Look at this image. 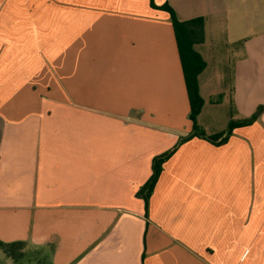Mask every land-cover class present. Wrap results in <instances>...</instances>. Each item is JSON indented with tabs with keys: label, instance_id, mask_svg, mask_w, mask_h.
Masks as SVG:
<instances>
[{
	"label": "crops",
	"instance_id": "0c3cea01",
	"mask_svg": "<svg viewBox=\"0 0 264 264\" xmlns=\"http://www.w3.org/2000/svg\"><path fill=\"white\" fill-rule=\"evenodd\" d=\"M153 2L204 20L198 127L264 105V0ZM189 110L170 15L149 0H0V242L39 264H264V112L223 144L182 142L147 217L134 196Z\"/></svg>",
	"mask_w": 264,
	"mask_h": 264
},
{
	"label": "trees",
	"instance_id": "16d2710c",
	"mask_svg": "<svg viewBox=\"0 0 264 264\" xmlns=\"http://www.w3.org/2000/svg\"><path fill=\"white\" fill-rule=\"evenodd\" d=\"M149 3L151 7L160 8L161 10L168 12L170 15L182 76L189 101V119L192 123V128L191 132L184 137H180L177 143L171 149L152 158L150 165L151 174L134 194L136 198L143 201L146 217L149 199L156 180L161 173L162 166L182 142L193 137H197L205 139L213 144H223L228 140L234 128L238 126L250 125L251 123L258 120L260 115L264 112V105H258L255 111L247 119L240 121L231 120L224 131L213 135H207L200 127H198L197 116L203 105V100L198 93L197 75L203 70L204 62L200 55L193 49V45L202 40L204 20L202 17H197L187 21H178L174 17V14L169 6L162 5L157 7L154 5L153 0H149ZM26 245L27 243L22 241H15L11 243L0 242V250L3 255L10 260L11 264H23V262L31 261L29 256L27 257V254L25 256L24 249ZM33 254L34 252H32L31 257L34 259L35 254Z\"/></svg>",
	"mask_w": 264,
	"mask_h": 264
},
{
	"label": "rangeland",
	"instance_id": "374dc122",
	"mask_svg": "<svg viewBox=\"0 0 264 264\" xmlns=\"http://www.w3.org/2000/svg\"><path fill=\"white\" fill-rule=\"evenodd\" d=\"M21 1H23L24 3L26 2V4H27V0H21ZM28 8H30L29 6H25V7H23L22 9L21 8H19L20 10L18 11V9L14 6L13 7V9H17V11H14L15 13H18V15L20 16V17H24V16H26V13L28 12L27 11V9ZM24 9V10H23ZM1 13H6V9H5V7L1 10ZM28 15V14H27ZM257 31H258V33L259 34H261V33H263L264 32V14H263V18H262V16L260 17V22H259V28L257 29ZM263 31V32H262ZM258 40H259V43H258V45L259 46H261L262 44L260 43V41H261V39L260 38H258ZM261 57H263V56H261ZM218 109H222V108H218ZM219 111H221V110H219ZM251 115V113H241L240 112V118H242V120H244V119H247L249 116ZM32 249L33 248H31V247H29L28 245H26V247H25V249H24V251H25V256H26V254H27V257L29 256V258H30V260L31 261H28V262H23V264H39V262H42V261H40L41 259L37 256L38 254L37 253H35L34 252V259L31 257V255H32ZM29 253H30V255H29ZM2 252H1V250H0V259H1V256H2ZM27 259V258H26ZM0 264H11V262H10V260L8 259V258H6L4 255L2 256V261H0Z\"/></svg>",
	"mask_w": 264,
	"mask_h": 264
}]
</instances>
